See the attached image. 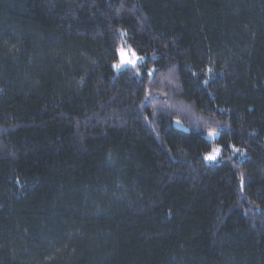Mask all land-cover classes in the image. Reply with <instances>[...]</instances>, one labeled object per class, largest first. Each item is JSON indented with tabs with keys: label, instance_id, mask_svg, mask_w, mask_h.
<instances>
[{
	"label": "trees",
	"instance_id": "16d2710c",
	"mask_svg": "<svg viewBox=\"0 0 264 264\" xmlns=\"http://www.w3.org/2000/svg\"><path fill=\"white\" fill-rule=\"evenodd\" d=\"M0 264H264V0H0Z\"/></svg>",
	"mask_w": 264,
	"mask_h": 264
},
{
	"label": "snow or ice",
	"instance_id": "6c2138e0",
	"mask_svg": "<svg viewBox=\"0 0 264 264\" xmlns=\"http://www.w3.org/2000/svg\"><path fill=\"white\" fill-rule=\"evenodd\" d=\"M137 58L135 56V53H132L131 57H127L123 54V52H121V60L119 63H116V64H113V68L115 69H121L122 66H125V65H131L133 67H135L137 65ZM149 76L153 75V72H149L148 73ZM177 123H179V121H177ZM208 137H215L217 136V132L215 129H210L207 133ZM233 147V152L235 151H238V149H235L234 146H231ZM221 151L222 149L220 147H213L211 149V151L209 152H206L203 156V159L205 161H209V162H212V161H216L218 159V157L220 156L221 154ZM243 180H244V177L241 176V183H243Z\"/></svg>",
	"mask_w": 264,
	"mask_h": 264
},
{
	"label": "rangeland",
	"instance_id": "374dc122",
	"mask_svg": "<svg viewBox=\"0 0 264 264\" xmlns=\"http://www.w3.org/2000/svg\"><path fill=\"white\" fill-rule=\"evenodd\" d=\"M121 52H123V54L125 55V56H127V57H131V55H132V53H134L130 48H128L127 46H120L119 48H118V50H117V56H118V61L116 62V63H119L120 62V60H121ZM135 56H136V58H137V65L138 64H140L142 61H143V59L141 58V57H139V56H137L136 54H135ZM115 63V64H116ZM136 65V66H137ZM135 66V67H136ZM135 67H133V66H131V65H125V66H122L121 67V69H115V68H113V66H112V68H113V70L115 71V72H119V71H121V70H123V69H126V68H135ZM174 125L175 126H177V127H183V125L179 122V123H177V121L175 120L174 121ZM208 133V132H207ZM207 137H208V135H207ZM216 137V136H215ZM215 137H208V139H210V140H214L215 139ZM219 158V157H218ZM218 160V159H217ZM216 160V161H217ZM207 162H209V161H207ZM213 162H215V161H212V162H209V163H213Z\"/></svg>",
	"mask_w": 264,
	"mask_h": 264
}]
</instances>
